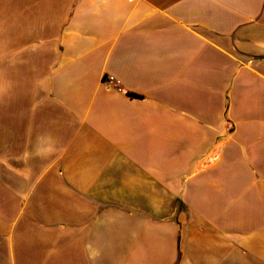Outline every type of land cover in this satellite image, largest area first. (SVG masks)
Instances as JSON below:
<instances>
[{"label": "crops", "instance_id": "obj_1", "mask_svg": "<svg viewBox=\"0 0 264 264\" xmlns=\"http://www.w3.org/2000/svg\"><path fill=\"white\" fill-rule=\"evenodd\" d=\"M0 264H264V0H0Z\"/></svg>", "mask_w": 264, "mask_h": 264}, {"label": "built area", "instance_id": "obj_2", "mask_svg": "<svg viewBox=\"0 0 264 264\" xmlns=\"http://www.w3.org/2000/svg\"><path fill=\"white\" fill-rule=\"evenodd\" d=\"M109 80H110V81H114V78H113V77H111Z\"/></svg>", "mask_w": 264, "mask_h": 264}]
</instances>
